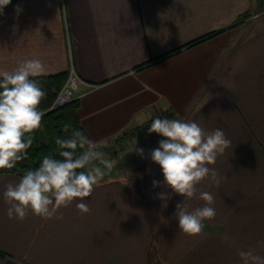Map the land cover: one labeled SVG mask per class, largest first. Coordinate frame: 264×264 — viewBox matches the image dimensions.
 <instances>
[{
    "label": "crops",
    "instance_id": "1",
    "mask_svg": "<svg viewBox=\"0 0 264 264\" xmlns=\"http://www.w3.org/2000/svg\"><path fill=\"white\" fill-rule=\"evenodd\" d=\"M34 57L42 74L72 65L92 83L76 94L88 137L104 143L137 126L145 137L118 141L124 148L108 154L91 195L61 207L59 219L9 218L0 195V264H240L249 247L264 255V11L252 0H10L0 13V70ZM160 110L231 140L210 165L220 184L198 185L216 209L199 234L179 231L183 197L150 160L161 137L147 127ZM19 177L0 172V193Z\"/></svg>",
    "mask_w": 264,
    "mask_h": 264
},
{
    "label": "clouds",
    "instance_id": "2",
    "mask_svg": "<svg viewBox=\"0 0 264 264\" xmlns=\"http://www.w3.org/2000/svg\"><path fill=\"white\" fill-rule=\"evenodd\" d=\"M10 0H0V13ZM19 11V8L17 9ZM45 68L39 58L19 60L12 70H0V170L12 169L26 155L31 145L29 135L40 127L43 112L39 109L46 95L36 77ZM148 133L161 138L150 151V160L160 167L163 184L183 199L176 203L174 217L179 231L195 235L204 229V221L215 217L214 196L200 190L205 178L220 184L217 169L210 167L231 145L223 128L205 130L195 120L154 116ZM56 155H44L39 165L30 168L16 180L7 182L2 195L9 218L23 220L29 212L44 218H61L59 209L71 204L74 198L89 197L95 185L110 169L108 154L102 150L103 141H96L83 130L73 129L66 137L57 136ZM142 154L143 148H135ZM103 165L104 167H101ZM160 181L153 180L157 186ZM162 200L167 196L157 194ZM202 200L191 207L187 201ZM76 207L81 214L90 211L79 199ZM264 246V240L257 241ZM240 264H264V255L249 247L238 252Z\"/></svg>",
    "mask_w": 264,
    "mask_h": 264
},
{
    "label": "trees",
    "instance_id": "3",
    "mask_svg": "<svg viewBox=\"0 0 264 264\" xmlns=\"http://www.w3.org/2000/svg\"><path fill=\"white\" fill-rule=\"evenodd\" d=\"M249 15V10L244 11L238 16L237 21H241ZM212 33L213 32H210L198 37L190 41L189 44L197 42ZM67 73L68 70H64L53 74H41L36 77L46 93L38 105L39 109L43 112L40 127L34 129L29 134L32 143L28 149H26L27 155L18 161L12 169L0 170L1 173H11L21 176L27 169L37 167L44 155L57 154V145L55 144V138L57 136L66 137L73 129L83 130L77 114L79 106L78 98L72 99L57 107L50 108L55 93L64 83ZM138 128L137 126L134 130H131V132H134Z\"/></svg>",
    "mask_w": 264,
    "mask_h": 264
},
{
    "label": "built area",
    "instance_id": "4",
    "mask_svg": "<svg viewBox=\"0 0 264 264\" xmlns=\"http://www.w3.org/2000/svg\"><path fill=\"white\" fill-rule=\"evenodd\" d=\"M80 82L87 83L82 78H80V76L74 70L73 66L70 65V67L68 68L67 78L62 84V86L56 91L50 108L57 107L72 99H75L77 97V95L75 94V90L79 87ZM114 147L116 146L114 145ZM114 147L110 148H112L113 150ZM108 148L109 147H107L106 145H103L102 150L106 153H110V150Z\"/></svg>",
    "mask_w": 264,
    "mask_h": 264
},
{
    "label": "rangeland",
    "instance_id": "5",
    "mask_svg": "<svg viewBox=\"0 0 264 264\" xmlns=\"http://www.w3.org/2000/svg\"><path fill=\"white\" fill-rule=\"evenodd\" d=\"M252 2H253V8H254V10L257 12V11H260V12H263L264 11V0H252ZM68 74V73H67ZM67 78V77H66ZM80 78H82V77H80ZM83 79V78H82ZM66 80V79H65ZM84 81H86L85 79H83ZM87 83H83V82H80V84H79V87L75 90V94H77V92L80 90V88L81 87H85V88H87V87H90V85L92 84V83H88L89 81H86ZM80 91H82V90H80ZM76 98H78V95H77V97ZM78 100H79V98H78ZM154 115H160V117H166V112L165 111H158V112H156V113H154L152 116H154ZM145 124V123H144ZM144 124H142V126H144ZM139 128L138 129H136L135 131H134V133L133 132H131V130H129V129H125V130H122L120 133H118L116 136H113V137H111L110 139H108L106 142H104L103 143V145H106L107 147H109L108 149L110 150V153H107V154H113V153H116L117 151H119V150H122L124 147H120L118 150L116 149V147H114V145L116 146V145H119L118 144V141H120L119 143H123V140L124 139H126V138H131V137H129V136H131V134L133 133V134H136V135H138L139 136V134L141 135L140 136V138H142V137H145V133L144 132H142V130H141V128H140V126H138ZM124 138V139H123ZM121 139H123V140H121ZM145 138H143V140H144ZM110 147H114L113 148V150H112V148H110ZM135 150V149H134ZM133 150V151H134ZM129 165H131V164H129ZM132 167L133 166H131V168H130V172H131V170H132ZM133 169H135V168H133Z\"/></svg>",
    "mask_w": 264,
    "mask_h": 264
}]
</instances>
